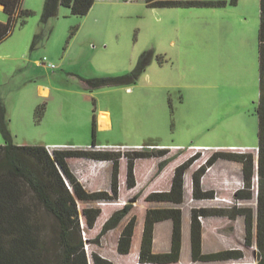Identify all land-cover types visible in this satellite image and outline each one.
Returning a JSON list of instances; mask_svg holds the SVG:
<instances>
[{
	"label": "rangeland",
	"instance_id": "rangeland-1",
	"mask_svg": "<svg viewBox=\"0 0 264 264\" xmlns=\"http://www.w3.org/2000/svg\"><path fill=\"white\" fill-rule=\"evenodd\" d=\"M183 1L198 3L156 7L145 0H99L84 16L59 5L57 15L44 22L45 0H22V9L31 13L16 17L0 41V106L14 144L82 148L94 144L130 155L140 147L168 148L162 156L134 161L132 188L126 185L127 157L122 155L114 200L77 201L91 264L92 252L113 264L123 226L135 215V233L149 208H180L184 236L194 207L227 209L237 204L256 209L257 176L252 180L253 197L235 201L233 193L243 185L241 164L218 159L207 165V160L218 150L257 156L259 0ZM204 1L226 3L204 5ZM6 21L7 14L0 9V22ZM143 53L148 60L140 73L117 85L90 88L79 85L72 75L84 80L122 78L136 69ZM39 84L49 85L51 93L40 95ZM100 109L110 111L111 127L93 132V115ZM107 119L103 113L101 122ZM5 141L0 130V144ZM166 159L158 171V163ZM188 159L192 161L184 175L183 201L148 200L150 193L170 189L175 168ZM67 160L86 190H109L111 161ZM198 170L202 190H212L213 198H193L192 174ZM128 202L129 214L97 239L107 218ZM85 206L101 209L92 228L82 214ZM45 220L50 229L52 218ZM200 221L206 239L213 236L217 244L244 252L242 260L219 264H256V246L244 244L242 216L200 217ZM165 222L157 226L160 246L171 241L170 220ZM186 240L182 233L181 262L176 264H195Z\"/></svg>",
	"mask_w": 264,
	"mask_h": 264
},
{
	"label": "trees",
	"instance_id": "trees-1",
	"mask_svg": "<svg viewBox=\"0 0 264 264\" xmlns=\"http://www.w3.org/2000/svg\"><path fill=\"white\" fill-rule=\"evenodd\" d=\"M148 6L189 5L198 2L183 0H145ZM95 0H45L42 21L57 15L59 5L68 7L71 14L86 15ZM233 4L236 0H231ZM225 1H204V5L225 4ZM22 0H0L7 21L0 22V41L11 31L16 17L31 13L22 9ZM259 99L257 102L258 144L257 156L252 152L215 151L207 160V165L218 159H227L241 164L243 185L233 193L235 201L251 199L253 177L257 176L256 209L234 204L230 208L194 207L190 211L189 247L193 263H220L242 260L241 248H225L212 252L202 250V224L200 217L227 216L234 220L242 216L244 220V244L256 246V264H264V0H259ZM38 35L35 37L36 43ZM38 41V40H37ZM148 55L143 53L135 70L122 78H90L85 83L90 88L121 83L123 79L135 78L144 68ZM93 132L97 129L93 115ZM0 130L5 143L0 144V264H90L84 248L82 228L79 223L77 201L98 202L114 200L119 188V160L127 157L126 185L135 186L134 161L144 157H159L168 148H136L132 155L111 148L53 147L51 152L43 145H16L12 142L6 126L3 108L0 106ZM69 157H83L94 161H111L109 190L89 191L77 179L68 163ZM188 159L179 164L173 173L169 190L150 193L151 201L181 203L184 199V175L191 163ZM166 160L158 163L160 171ZM206 166L202 167V170ZM192 174V196L196 199L213 198L212 190H202L201 171ZM71 186L70 188L68 187ZM132 204H124L114 211L102 225L97 239L118 225L130 212ZM101 213L98 206H85L82 214L86 225L92 228ZM52 218L51 228L46 227V218ZM170 220L171 245L169 251L153 250L154 227L157 222ZM136 223L132 215L123 226L117 240V252L129 253ZM182 211L178 207L149 208L145 213L138 261L140 263L172 264L180 259L182 249ZM95 240L98 243V240ZM93 264H111L97 252L91 253ZM239 264H253L243 262Z\"/></svg>",
	"mask_w": 264,
	"mask_h": 264
},
{
	"label": "crops",
	"instance_id": "crops-1",
	"mask_svg": "<svg viewBox=\"0 0 264 264\" xmlns=\"http://www.w3.org/2000/svg\"><path fill=\"white\" fill-rule=\"evenodd\" d=\"M99 0H95L93 6L91 7L90 10H92L96 5L97 2ZM101 1V0H100ZM2 5H0V9H2ZM3 10V9H2ZM89 10V11H90ZM72 75H74L78 81L79 85H85V80L83 77H81L80 75L76 74V73H72ZM70 75L73 79L74 77ZM76 81V82H77ZM81 88V86H79ZM126 90L129 91L131 90V87L126 86ZM38 91L40 95H48L49 93H51L52 88L49 85H44V84H39L38 85ZM105 113L107 114V122L102 123L101 122V115ZM95 118H96V124H97V128H99L100 130H105V129H109L111 127V114L110 111L107 109H100L98 113L95 114ZM105 124V125H103ZM97 148H108V147H99L96 145ZM110 148V147H109ZM166 222H168V220H164ZM162 222V221H160ZM165 222V223H166ZM159 222H157L155 224L154 227V239H153V250L155 252H166L169 251L170 249V245H171V241L169 244H162L161 246L158 245V235H157V226H158ZM168 225V224H167ZM169 228H172V223L170 221V224L168 225ZM142 229H143V225L140 226L137 231H135L133 238H132V245H131V250L129 253L127 254H120L117 252V241L115 243V250L117 252L115 258L113 259V264H150V263H140L138 261V254H139V249H140V243H141V237H142ZM187 229H189V227H187ZM182 233H183V238H186L188 241L189 240V231L187 230L185 236H184V226L182 228ZM118 240V239H117ZM217 239H215L213 236L211 238H207L205 237L204 233H202V250L204 252H212V251H217V250H221V249H225L227 247H225L222 242L217 244L216 243ZM184 242V239H183ZM183 244V243H182ZM183 248V247H182ZM232 248V247H229ZM183 250V249H181ZM181 256H182V252H181ZM126 257V258H125ZM129 259L128 262H126V259ZM181 262V259L179 261V263ZM178 263V262H177ZM91 264V261H90ZM172 264H176V263H172ZM213 264H219V263H213Z\"/></svg>",
	"mask_w": 264,
	"mask_h": 264
},
{
	"label": "built area",
	"instance_id": "built-area-1",
	"mask_svg": "<svg viewBox=\"0 0 264 264\" xmlns=\"http://www.w3.org/2000/svg\"><path fill=\"white\" fill-rule=\"evenodd\" d=\"M53 147H47L48 151L51 152ZM195 264H199V263H195Z\"/></svg>",
	"mask_w": 264,
	"mask_h": 264
}]
</instances>
